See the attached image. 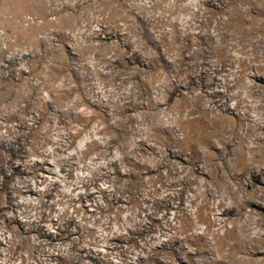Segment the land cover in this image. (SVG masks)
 Returning a JSON list of instances; mask_svg holds the SVG:
<instances>
[{
    "label": "rangeland",
    "instance_id": "374dc122",
    "mask_svg": "<svg viewBox=\"0 0 264 264\" xmlns=\"http://www.w3.org/2000/svg\"><path fill=\"white\" fill-rule=\"evenodd\" d=\"M0 264H264V0H0Z\"/></svg>",
    "mask_w": 264,
    "mask_h": 264
}]
</instances>
